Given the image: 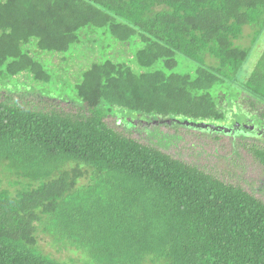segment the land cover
Wrapping results in <instances>:
<instances>
[{"label":"trees","instance_id":"obj_1","mask_svg":"<svg viewBox=\"0 0 264 264\" xmlns=\"http://www.w3.org/2000/svg\"><path fill=\"white\" fill-rule=\"evenodd\" d=\"M263 28L264 0H0V84L54 95L0 88V264H78L46 252L42 235L82 264H264L260 191L109 122L177 118L204 134L238 123L230 166L239 150L264 166V52L240 78L251 48L236 44ZM99 29L111 49L138 46L84 58L96 62L69 91L33 56L78 72L73 48Z\"/></svg>","mask_w":264,"mask_h":264},{"label":"rangeland","instance_id":"obj_2","mask_svg":"<svg viewBox=\"0 0 264 264\" xmlns=\"http://www.w3.org/2000/svg\"><path fill=\"white\" fill-rule=\"evenodd\" d=\"M246 28L250 27H245V29ZM89 32L90 31L87 32V35H89ZM251 32L250 29H247L245 37L243 36V40H241V37L236 41V44L238 41H241L240 43L243 44L244 47L248 46L251 48L247 62H245L239 71L240 78L248 76L254 70L259 58L264 52V28L255 42L253 41V37L250 36ZM92 35L93 38L87 36L84 39V42H81V39V43L73 48V50L77 49V51L74 52L76 57H83L81 63H71L78 67V72L70 73L69 71L71 68H68L67 65L64 66V64H60V57H54L47 64L40 59L43 57L41 54L43 52H39L40 55L37 53L33 54V56L48 67L49 72L54 77L58 86L69 91L73 89L75 82L79 78V66L84 63L86 64L85 66H89L91 63L96 62L84 58L90 57L91 54H96L99 57L94 59L100 61L108 58V54L112 53L120 55L118 58L122 59L125 52H131L138 46L135 44L127 51L118 49L119 46H115L114 49H111L112 45L109 43H112L113 45L114 43L103 29L93 31ZM191 68H193L192 62L181 57L180 65L177 67V70L180 72H188ZM71 77H74V81H72L73 78ZM21 84L22 85L15 83V87L10 83L8 85L0 84V88L16 92L20 91V93L36 92L37 94L49 95L51 97L54 96L53 93H49L48 91L45 92L44 84L37 83L35 85L36 87H32L28 83ZM24 95L29 96L30 99L34 98L30 94ZM61 103L65 104L64 102ZM115 118L116 119L111 118L109 120V122L111 121V125L118 127V129L127 128L131 132L130 135L133 138H136L143 143L154 141L156 142L155 144L162 145L163 150L170 153L175 158L182 159L188 164H195L200 168L217 175L222 173V178L224 180L235 184H241L250 192L251 189L255 191L258 190L260 193L257 192L256 195L264 202V166L243 150H239L240 155L238 157V166H230V156L234 155L232 150L236 149L239 142L238 138L241 137L237 135L241 133L239 130L242 127L238 123L235 124L233 128H227L224 125H211L213 126V128L209 127L212 129L211 134H204L202 131H204L207 126L194 121L180 120L177 118H157L145 115L124 116V114H118ZM250 131V134L257 136L256 133L258 131L256 129L250 128ZM212 133H216L219 140H216L215 134ZM259 135L261 136L257 138H264V135ZM39 240V245H41L46 252L51 253L56 258L65 261L73 259L77 261L78 264H82V254L80 251L70 248H61L55 244L53 245L47 235H42Z\"/></svg>","mask_w":264,"mask_h":264}]
</instances>
